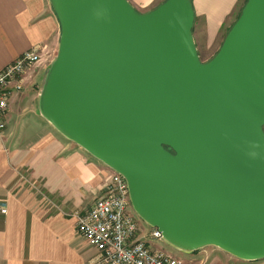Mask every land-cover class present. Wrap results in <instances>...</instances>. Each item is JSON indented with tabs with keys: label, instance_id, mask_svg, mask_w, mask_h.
Segmentation results:
<instances>
[{
	"label": "water",
	"instance_id": "obj_1",
	"mask_svg": "<svg viewBox=\"0 0 264 264\" xmlns=\"http://www.w3.org/2000/svg\"><path fill=\"white\" fill-rule=\"evenodd\" d=\"M48 1L60 35L41 116L120 174L173 248L264 259V0H245L206 61L190 0Z\"/></svg>",
	"mask_w": 264,
	"mask_h": 264
},
{
	"label": "crops",
	"instance_id": "obj_2",
	"mask_svg": "<svg viewBox=\"0 0 264 264\" xmlns=\"http://www.w3.org/2000/svg\"><path fill=\"white\" fill-rule=\"evenodd\" d=\"M127 1L146 12L164 0ZM190 1L193 39L206 61L219 49L245 0ZM59 35L48 0H0V70L26 50L40 55L23 74V88L12 94L0 134V205L6 208L0 212V264H98L96 250L76 231L73 212L83 213L103 193L110 171L56 131L37 109ZM34 187L58 207L43 202ZM231 258L225 264H264Z\"/></svg>",
	"mask_w": 264,
	"mask_h": 264
},
{
	"label": "built area",
	"instance_id": "obj_3",
	"mask_svg": "<svg viewBox=\"0 0 264 264\" xmlns=\"http://www.w3.org/2000/svg\"><path fill=\"white\" fill-rule=\"evenodd\" d=\"M39 60L38 50H26L0 70V134L6 127V114L12 94L23 88V74ZM109 171L103 193L83 213L73 212L78 235L97 252L94 262L181 264L177 257L149 245L148 239L162 240L161 232L147 224L144 229L139 224V217L134 215L130 205L125 179L117 172ZM34 188L43 202L58 207L48 195ZM0 212L5 214L4 204L0 205Z\"/></svg>",
	"mask_w": 264,
	"mask_h": 264
},
{
	"label": "rangeland",
	"instance_id": "obj_4",
	"mask_svg": "<svg viewBox=\"0 0 264 264\" xmlns=\"http://www.w3.org/2000/svg\"><path fill=\"white\" fill-rule=\"evenodd\" d=\"M138 221L139 224H141L142 227L145 229L146 224L141 219L140 220L138 219ZM148 240H149L148 241L149 245L151 247L161 249L162 251H165L171 254L172 256L177 257V259L180 260L181 264H225L226 258L232 257L231 259H237V258H233V256L213 246L201 248L198 251L183 252L173 248L163 240L161 241L151 240V239ZM237 261L241 262V260L239 259H237ZM252 262H256V261H252Z\"/></svg>",
	"mask_w": 264,
	"mask_h": 264
},
{
	"label": "clouds",
	"instance_id": "obj_5",
	"mask_svg": "<svg viewBox=\"0 0 264 264\" xmlns=\"http://www.w3.org/2000/svg\"><path fill=\"white\" fill-rule=\"evenodd\" d=\"M100 12H97L96 15L99 17L100 16ZM253 146L256 148V149H259L261 147V145L259 143H252ZM249 156L253 159H256L260 156V153L258 151L256 152H252V153H249Z\"/></svg>",
	"mask_w": 264,
	"mask_h": 264
}]
</instances>
